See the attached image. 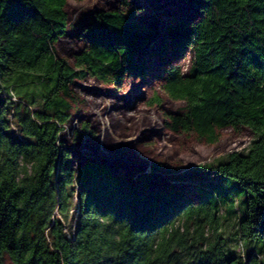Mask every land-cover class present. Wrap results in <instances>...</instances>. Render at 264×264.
<instances>
[{
    "label": "trees",
    "instance_id": "obj_1",
    "mask_svg": "<svg viewBox=\"0 0 264 264\" xmlns=\"http://www.w3.org/2000/svg\"><path fill=\"white\" fill-rule=\"evenodd\" d=\"M185 1L201 19L165 38L173 56L195 53L186 75L172 66L166 76L169 95L188 103L181 126L212 140L216 128L247 127L253 138L187 171L178 180L191 190H149L159 164L136 184L106 164L70 162L61 140L69 87L87 71L55 51L68 33L67 0H0V264H264V0ZM132 17L98 12L81 33L78 66L100 79L141 76L137 58L155 32ZM231 219L236 250L224 235Z\"/></svg>",
    "mask_w": 264,
    "mask_h": 264
},
{
    "label": "rangeland",
    "instance_id": "obj_2",
    "mask_svg": "<svg viewBox=\"0 0 264 264\" xmlns=\"http://www.w3.org/2000/svg\"><path fill=\"white\" fill-rule=\"evenodd\" d=\"M66 11L68 33L55 44L56 54L74 69L87 71L85 78L75 80L69 87L71 118L61 132V140L69 150L74 168L91 160L108 165L121 181L140 184L141 177L159 164L161 168L154 174L149 190H167L173 186L191 190L192 183L178 180L183 179L187 171L248 147L253 133L247 127L216 128L215 140L194 127L184 129L181 121L188 112V103L173 99L167 91L166 76L170 67H180L186 75L195 59L192 47L173 56L171 44L165 47L167 31L181 22L198 23L201 19L199 10L190 8L185 0H67ZM98 12L125 15L132 12L135 26L155 32L137 58L145 67L141 76L128 73L122 79L112 76L100 79L85 67L78 66V57L87 47L81 33L95 20ZM17 93L23 94V91L17 90ZM17 93L15 103L20 101ZM104 99L115 105L112 109H103L102 121L96 122L94 104ZM41 107V101L37 100L31 110ZM130 115L134 121L151 116L153 122L130 131L134 122L127 121ZM122 123L129 129L124 130ZM12 129L15 136L22 139L18 129L15 126ZM73 211L68 226L75 224ZM235 222L229 220L224 232L227 245L233 250L238 247L234 238ZM256 250L253 243L246 247L249 254Z\"/></svg>",
    "mask_w": 264,
    "mask_h": 264
},
{
    "label": "bare ground",
    "instance_id": "obj_3",
    "mask_svg": "<svg viewBox=\"0 0 264 264\" xmlns=\"http://www.w3.org/2000/svg\"><path fill=\"white\" fill-rule=\"evenodd\" d=\"M113 103L114 102H110L109 100H105V99L102 100L101 102L100 101L95 102V104H94L95 109H94L93 113L96 114V117H97L95 119L96 122L102 121L101 117L103 115V113H102L103 109H108V108L112 109L113 105H115ZM151 119H153L151 116H149V117L142 116L137 121H134L133 116L130 115V118L127 121H134V122H132L133 124L131 125V127H129L127 124H124L126 121L124 123H122L121 126L124 127V130L130 128L129 129L130 131H134L138 127L150 126V124L153 122ZM127 127H129V128H127Z\"/></svg>",
    "mask_w": 264,
    "mask_h": 264
},
{
    "label": "built area",
    "instance_id": "obj_4",
    "mask_svg": "<svg viewBox=\"0 0 264 264\" xmlns=\"http://www.w3.org/2000/svg\"><path fill=\"white\" fill-rule=\"evenodd\" d=\"M14 98H15V97H13V100H14ZM238 252L241 253V254H243V249H242V247H239Z\"/></svg>",
    "mask_w": 264,
    "mask_h": 264
}]
</instances>
